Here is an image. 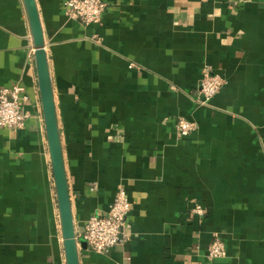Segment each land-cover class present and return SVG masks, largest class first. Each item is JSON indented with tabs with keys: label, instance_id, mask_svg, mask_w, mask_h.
Instances as JSON below:
<instances>
[{
	"label": "crops",
	"instance_id": "0c3cea01",
	"mask_svg": "<svg viewBox=\"0 0 264 264\" xmlns=\"http://www.w3.org/2000/svg\"><path fill=\"white\" fill-rule=\"evenodd\" d=\"M68 1L36 0L80 264H264V0H104L89 27ZM205 68L225 85L199 107ZM13 85L32 116L0 129V264H67L27 11L0 0V89ZM121 187L130 240L95 253L86 222ZM216 238L227 253L211 261Z\"/></svg>",
	"mask_w": 264,
	"mask_h": 264
},
{
	"label": "built area",
	"instance_id": "2783aa9c",
	"mask_svg": "<svg viewBox=\"0 0 264 264\" xmlns=\"http://www.w3.org/2000/svg\"><path fill=\"white\" fill-rule=\"evenodd\" d=\"M66 15L69 20L89 27L99 25L108 7L104 0H69L66 3ZM133 68L134 65L132 64ZM225 80L221 75L212 74L205 68L202 74L200 95L196 100L199 107H207L220 93ZM29 97L25 88L19 85L0 89V129H24L32 114L26 109ZM196 123L181 117L177 129L182 137L192 135L196 130ZM131 202L127 190L121 187L116 193L106 214L93 215L85 226L82 237L87 240L90 249L99 254H106L113 248L125 245L130 240L127 232V217L131 212ZM193 213L204 215L200 205L193 208ZM226 244L216 238L208 247V259L216 260L225 257Z\"/></svg>",
	"mask_w": 264,
	"mask_h": 264
},
{
	"label": "water",
	"instance_id": "95a60500",
	"mask_svg": "<svg viewBox=\"0 0 264 264\" xmlns=\"http://www.w3.org/2000/svg\"><path fill=\"white\" fill-rule=\"evenodd\" d=\"M23 1L27 11L35 48L39 88L60 211L66 262L67 264H80L79 245L81 244V240L77 236L72 210L70 187L57 118L53 80L46 51L44 29L36 0Z\"/></svg>",
	"mask_w": 264,
	"mask_h": 264
}]
</instances>
